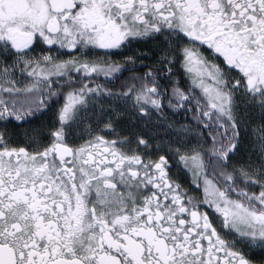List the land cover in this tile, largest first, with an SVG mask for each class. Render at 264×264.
Masks as SVG:
<instances>
[{"label": "snow or ice", "instance_id": "obj_1", "mask_svg": "<svg viewBox=\"0 0 264 264\" xmlns=\"http://www.w3.org/2000/svg\"><path fill=\"white\" fill-rule=\"evenodd\" d=\"M0 264H264V0H0Z\"/></svg>", "mask_w": 264, "mask_h": 264}]
</instances>
